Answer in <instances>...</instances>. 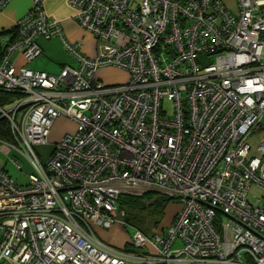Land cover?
I'll return each mask as SVG.
<instances>
[{"label":"built area","instance_id":"obj_1","mask_svg":"<svg viewBox=\"0 0 264 264\" xmlns=\"http://www.w3.org/2000/svg\"><path fill=\"white\" fill-rule=\"evenodd\" d=\"M31 1L0 52V91L17 97L0 105V147L30 167L26 185L0 168V264H264V135L250 141L264 133V0H69L97 52L64 38L78 67L60 75L12 62L64 37ZM108 68L127 80L105 84ZM62 118L75 131L52 142ZM152 192L180 203L170 225L123 248L99 237L126 225L122 196Z\"/></svg>","mask_w":264,"mask_h":264},{"label":"crops","instance_id":"obj_2","mask_svg":"<svg viewBox=\"0 0 264 264\" xmlns=\"http://www.w3.org/2000/svg\"><path fill=\"white\" fill-rule=\"evenodd\" d=\"M44 6L45 11L50 18L62 22L64 37H55L48 41L40 39L39 45L41 46L43 53L40 57L30 63L26 62L20 54L14 55L12 62L18 68L25 66L32 70L46 72L52 75H60L66 66L77 68L78 62L74 56L67 51L64 38L72 43H81L85 55L89 57H94L96 55L95 40L93 36L82 30L73 20L75 10L69 5V0H47ZM31 9V0H12L2 11H0V52L5 45L14 38L12 31L15 28L16 22L26 16ZM127 77L128 74L126 72L111 68L104 69L99 73V78L107 84L122 82ZM62 119L68 121L67 119ZM60 138L61 137L52 140V142H56ZM11 154L13 155L14 153L12 152ZM6 165L7 163L5 165H0V168L7 171ZM27 166L29 167L28 164ZM172 221L168 225H170ZM163 225L166 226L165 224ZM101 239L108 243L112 242V240Z\"/></svg>","mask_w":264,"mask_h":264},{"label":"rangeland","instance_id":"obj_3","mask_svg":"<svg viewBox=\"0 0 264 264\" xmlns=\"http://www.w3.org/2000/svg\"><path fill=\"white\" fill-rule=\"evenodd\" d=\"M225 3L227 4V6L229 7L230 10H232L233 12H237L238 11V7H237V0H224ZM214 61V56L211 57L210 59H205L204 57H201L198 59V64H201L203 66L209 65ZM128 78V77H127ZM127 78L119 83H123L127 80ZM105 83V82H104ZM119 83H115V84H119ZM107 84V83H105ZM107 85H114V84H107ZM164 110L168 113L169 116L172 115L173 112V108H172V103H170L169 101H166L164 103ZM75 131V125L68 122V121H64L63 119H58L57 122L55 123L53 130H52V134H51V141L58 139L59 137H61V135L65 134L66 132H74ZM264 135L263 132H259V133H254L252 138H251V143L254 147L257 146V144L259 143L260 138ZM6 165V169L7 171L10 173V175L16 180L17 183H19V185H26L28 183V177H27V173L30 172V168L27 166L26 162H24V171L19 170L14 163L9 159V157L5 154V152H3L1 150L0 147V165ZM152 196L150 198L147 199V201H145L146 203L152 202L154 200H156L159 197H162L160 194L156 193V192H152L150 193ZM164 198V196H163ZM181 205L178 201H171L165 211V222L164 224L166 226H164L163 224L159 225L158 227L155 226V220H148L145 226L146 232L151 235L155 232H157L158 230H160L161 228H165L168 226V224L172 221V219L174 220L175 215L177 214V212L179 211ZM174 217V218H173ZM122 220H126L123 217H119V221ZM168 229H166L167 231ZM133 227L128 225H124L123 223H118L116 225H114L112 228L110 229H99L98 231L96 230V233L99 235L100 238H103L105 240H112V242H110L112 245L118 247V248H123L125 247L129 242H130V238L131 235H133ZM115 237V239H114Z\"/></svg>","mask_w":264,"mask_h":264},{"label":"trees","instance_id":"obj_4","mask_svg":"<svg viewBox=\"0 0 264 264\" xmlns=\"http://www.w3.org/2000/svg\"><path fill=\"white\" fill-rule=\"evenodd\" d=\"M12 33L14 35L15 28ZM16 98L14 94L0 91V105H6ZM0 139L6 141L12 140L9 123L6 119L0 120ZM151 196V194H146L142 197L122 196L119 199V207L125 212L126 225H130L133 227V230H140L147 235H149L145 229L147 221L155 220V226L157 227L164 224L166 208L172 201L162 196L152 202L146 203L145 201Z\"/></svg>","mask_w":264,"mask_h":264}]
</instances>
